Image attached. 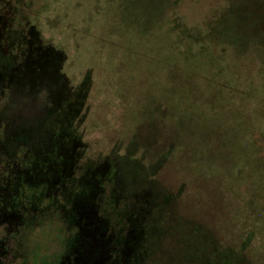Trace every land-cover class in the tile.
<instances>
[{"label":"rangeland","instance_id":"obj_1","mask_svg":"<svg viewBox=\"0 0 264 264\" xmlns=\"http://www.w3.org/2000/svg\"><path fill=\"white\" fill-rule=\"evenodd\" d=\"M0 264H264V0H0Z\"/></svg>","mask_w":264,"mask_h":264},{"label":"trees","instance_id":"obj_2","mask_svg":"<svg viewBox=\"0 0 264 264\" xmlns=\"http://www.w3.org/2000/svg\"><path fill=\"white\" fill-rule=\"evenodd\" d=\"M236 22L239 24V21H238L237 18H236ZM42 47L44 49L47 46L42 45ZM43 49H42V52L40 53L42 56L40 57V60H39L40 63L37 65L36 72H40L42 70V68H44V67H50L53 71L58 70L57 65L61 64L60 61H59L60 57L58 56V54H51V53H49V51L48 52L47 51H43ZM28 68H30V66ZM67 102L65 103V105L67 104L68 107L65 108L61 113H59V115H58L59 118H61L64 114L65 115L68 114V116L70 117L71 109H72L71 108L72 103L70 102V100L67 101ZM62 107L60 108V110L62 109ZM85 155H86V150H85Z\"/></svg>","mask_w":264,"mask_h":264}]
</instances>
